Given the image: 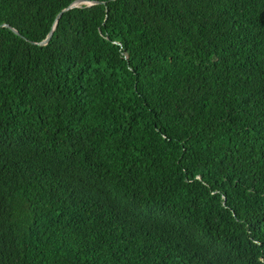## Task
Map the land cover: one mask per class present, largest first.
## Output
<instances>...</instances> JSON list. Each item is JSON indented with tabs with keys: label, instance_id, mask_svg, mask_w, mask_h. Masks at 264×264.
Instances as JSON below:
<instances>
[{
	"label": "trees",
	"instance_id": "trees-1",
	"mask_svg": "<svg viewBox=\"0 0 264 264\" xmlns=\"http://www.w3.org/2000/svg\"><path fill=\"white\" fill-rule=\"evenodd\" d=\"M0 264H264V0H0Z\"/></svg>",
	"mask_w": 264,
	"mask_h": 264
},
{
	"label": "water",
	"instance_id": "water-1",
	"mask_svg": "<svg viewBox=\"0 0 264 264\" xmlns=\"http://www.w3.org/2000/svg\"><path fill=\"white\" fill-rule=\"evenodd\" d=\"M79 4H89V6H92V5H95V4H98V3H90V2H85V1H80V2H78V3H76V4H74V5H72L69 9H67V10H70V9H73V8H75V7H80V6H78ZM67 10H65V11H63L59 16H58V19H60L61 17H62V15L67 11ZM9 27V26H8ZM17 34H19L18 33V31L17 30H14ZM53 34H54V30L52 31V33L49 35V37L42 43V44H48L49 42H50V40L52 39V37H53Z\"/></svg>",
	"mask_w": 264,
	"mask_h": 264
},
{
	"label": "rangeland",
	"instance_id": "rangeland-1",
	"mask_svg": "<svg viewBox=\"0 0 264 264\" xmlns=\"http://www.w3.org/2000/svg\"><path fill=\"white\" fill-rule=\"evenodd\" d=\"M82 5H84V4H79L78 6H82ZM87 5H89V4H87Z\"/></svg>",
	"mask_w": 264,
	"mask_h": 264
}]
</instances>
